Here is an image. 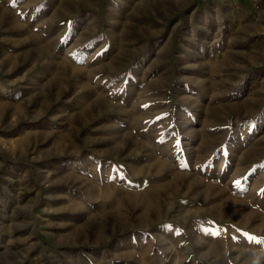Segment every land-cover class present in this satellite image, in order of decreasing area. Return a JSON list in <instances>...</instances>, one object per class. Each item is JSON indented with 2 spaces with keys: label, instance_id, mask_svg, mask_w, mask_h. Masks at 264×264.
<instances>
[{
  "label": "rangeland",
  "instance_id": "rangeland-1",
  "mask_svg": "<svg viewBox=\"0 0 264 264\" xmlns=\"http://www.w3.org/2000/svg\"><path fill=\"white\" fill-rule=\"evenodd\" d=\"M0 264H264V0H0Z\"/></svg>",
  "mask_w": 264,
  "mask_h": 264
},
{
  "label": "snow or ice",
  "instance_id": "snow-or-ice-1",
  "mask_svg": "<svg viewBox=\"0 0 264 264\" xmlns=\"http://www.w3.org/2000/svg\"><path fill=\"white\" fill-rule=\"evenodd\" d=\"M237 183H239V182H237ZM214 235H218L219 233L218 232H214L213 233ZM248 239H252L251 237H247Z\"/></svg>",
  "mask_w": 264,
  "mask_h": 264
}]
</instances>
